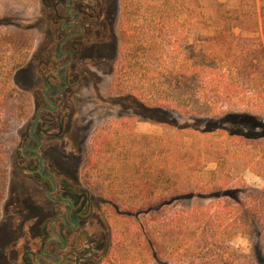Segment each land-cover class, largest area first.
I'll list each match as a JSON object with an SVG mask.
<instances>
[{
	"label": "rangeland",
	"instance_id": "obj_1",
	"mask_svg": "<svg viewBox=\"0 0 264 264\" xmlns=\"http://www.w3.org/2000/svg\"><path fill=\"white\" fill-rule=\"evenodd\" d=\"M158 1L102 0L100 11L103 17L89 28L91 35H99L96 37L100 41L85 48L72 66L77 82L71 87L68 96L73 113L67 123V133L58 141L48 140L47 144L51 147L45 150V154L51 158L57 175L67 174L78 179L81 187L94 197L93 217L85 227L92 237L102 235L104 246L107 234L100 218H105L108 223L107 255L103 246L93 264H106V258L114 260L113 251L122 227L137 232L140 226H150L156 220L170 224V221L177 219L181 222L185 219L194 227L198 226V232L203 234L199 238L200 249L192 253H160L158 264H213L212 257L218 253L220 246L212 245L210 235L215 229L221 231V228H229L233 224L239 226V229L233 231L227 245L241 255L237 263L259 264V260L264 261V219L262 215L263 221L259 222L250 211L264 202V194L261 193L264 180L240 160L235 159L228 179L217 176L219 180L216 188L220 191L215 193L217 196L177 199L136 217L120 215L128 211L134 214L137 210L127 196L118 201L106 191L109 162L96 144L101 135L116 131L127 136H175L183 138L186 147L192 143L207 144L206 147L211 148L208 150L213 149V144L221 142L231 145V148L228 146L234 149L231 153L238 152L236 145L245 144L236 138L227 139L224 135L192 134L191 126L204 128L208 118L166 107L158 92L136 84L129 70L124 67L126 51L120 44L122 28L125 31L135 29L139 36L154 33L147 21L150 14L146 11V4ZM176 1L179 21L185 18L187 11L191 13L192 20L200 14L204 22L195 35L189 34L185 45L188 50L194 42H203L209 45L208 49H213V45L220 40V15L225 11L237 12L242 4L245 10L254 12L257 31L252 32L251 27L234 28L230 33L222 35L221 39L229 42L236 37L258 38L264 28V0ZM45 12L39 0H0V19H4V24L0 26V36L11 35L8 40L0 41V63L10 69L19 66L16 72L13 71L10 84H3V79H0V264H7L5 254L11 251L16 239L23 232L27 239L29 232L38 235L39 222L49 215L50 203L37 186L22 177L19 169L25 166V162L17 163L15 158L18 146L24 140L23 134L37 110L33 94L39 92L41 83L36 75V62L52 46V38L44 29ZM191 55L196 56L197 52H191ZM166 59V48L155 46L142 54L138 62L142 68L150 69L160 66ZM114 77H117L116 84ZM133 86L138 87L135 94L141 103L133 102L132 105L123 98ZM219 102L223 113L209 122L228 125L231 124L227 122L228 115L235 114L239 115L236 118L238 128L255 127L258 131H264V103L258 101V98L246 93L245 97ZM172 121L174 125L170 124ZM232 157L236 158L238 154ZM210 158L206 160V171H215V159ZM27 218H31V221L21 230V221ZM241 224L248 226V234ZM25 243L20 241V251ZM222 256L229 263L228 253L224 252Z\"/></svg>",
	"mask_w": 264,
	"mask_h": 264
},
{
	"label": "trees",
	"instance_id": "obj_2",
	"mask_svg": "<svg viewBox=\"0 0 264 264\" xmlns=\"http://www.w3.org/2000/svg\"><path fill=\"white\" fill-rule=\"evenodd\" d=\"M242 5L235 13L225 11L220 15V40L213 45V49H208L209 45L203 42H194L190 50L186 49L189 34L195 35L204 22L200 14L192 20L191 13L187 11L185 18L179 21L176 0L146 4V11L150 14L147 21L154 33L139 36L135 29L125 31L122 28L120 44L126 51L124 67L129 70L136 84L158 92L162 104L168 108L208 118L204 128L192 125V134L224 135L227 139L236 138L245 144L236 145L238 152L231 153L234 149H229L231 145L228 144H213L212 150H208L211 148L206 147L207 144L192 143L186 147L183 138L175 136H127L116 131L99 136L96 144L109 162L106 191L118 201L127 196L133 208L137 209L134 214L128 211L120 215L136 217L177 199L215 197V193L220 192L216 188L219 180L217 176L228 179L236 160L245 163L250 171L264 180V144H260L264 143V131H258L255 127L238 128L236 118L239 115L235 114L228 115L227 122L231 123L228 125L209 122L223 113L220 100L229 102L249 93L264 103V28L258 38L236 37L229 42L221 39L222 35L234 28L251 27L252 32L257 31L254 12L245 10ZM3 24L4 19H0V26ZM9 36H0L1 43L8 40ZM155 46L166 48L167 59L156 68H142L138 58ZM191 52H197V55L192 56ZM17 69L19 66L10 69L0 63L3 84H10L11 75ZM116 82L117 77L114 79ZM137 91L138 87L132 88L123 100L132 105L133 102L141 103L140 98L136 97ZM170 124L174 125V122ZM236 154L238 157H232ZM210 157L215 159V171H206V160ZM261 193L264 194V188ZM250 212L259 222L263 221L264 202L257 204ZM177 220L170 221V224L156 220L150 226H140L137 232L122 227L113 251L114 260L106 258V264H158L160 253L179 254L199 250V238L203 234L198 232V226L194 227L185 219L183 222ZM102 221L107 234L104 246L107 255L109 227L105 218ZM241 225L248 234V226ZM238 227L233 224L211 233L212 245L220 246L218 253L212 257L213 264H238L241 255L227 245ZM224 252L230 256L229 263L222 258ZM261 261L258 263L264 264Z\"/></svg>",
	"mask_w": 264,
	"mask_h": 264
},
{
	"label": "flooded vegetation",
	"instance_id": "obj_3",
	"mask_svg": "<svg viewBox=\"0 0 264 264\" xmlns=\"http://www.w3.org/2000/svg\"><path fill=\"white\" fill-rule=\"evenodd\" d=\"M39 4L46 11L44 29L52 46L36 62L41 83L39 92L33 94L37 110L15 158L17 163L25 162L19 169L22 177L37 186L50 203L49 215L39 222L38 235L27 232V239L23 232L5 258L7 264H93L104 246L103 236L92 237L85 227L93 217L94 197L78 179L57 175L45 150L51 147L48 140L58 141L67 133L73 113L68 96L77 82L72 66L85 48L100 41L89 28L103 17L102 0H39ZM30 221L23 219L21 230ZM21 240L27 242L22 251Z\"/></svg>",
	"mask_w": 264,
	"mask_h": 264
}]
</instances>
